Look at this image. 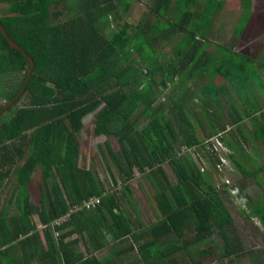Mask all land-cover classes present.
<instances>
[{"label":"trees","instance_id":"16d2710c","mask_svg":"<svg viewBox=\"0 0 264 264\" xmlns=\"http://www.w3.org/2000/svg\"><path fill=\"white\" fill-rule=\"evenodd\" d=\"M182 1L189 10L195 0ZM129 2L0 0L3 5L0 25L33 62L23 91L0 113V188L7 179L13 178L9 199L0 209V264H24L30 262L32 256H35L36 264H104L92 255L82 257L80 253L71 254L70 251L66 254L64 248L68 249L77 240L64 238L78 234L84 239L85 250H95L105 242L103 239L106 234L114 239L126 235L129 226L121 211L120 200L134 206L130 195H133V189L130 191L126 185L132 178L133 170L143 174L151 185V199L157 218L149 227V233L154 234L155 240L139 243V256L129 264H201L194 259L188 262L178 260V256L166 258L162 241L156 239L157 235L165 233L170 235L172 247L178 237L185 240V234L190 231L186 243L192 248L183 254L185 256L189 252L199 255L205 253L204 249L193 247L208 242L213 230L222 239L219 257H228L239 250L236 248L238 242H231L224 235V228L230 225L231 219L220 194L233 199L226 191V184L215 187L204 179L203 173L189 155L179 156L174 148L177 143L186 147L200 146L204 139L224 131L219 114L222 111L225 114L227 102H221L216 92L214 97L206 93L194 95L196 102L190 99L181 104L172 101L176 94L165 96L163 102L157 99L160 89H164L167 83L173 87L172 80L176 74L179 78L186 76V63L190 61L194 45L201 42V38L196 37L194 29L188 34L186 32L181 38L188 48L192 47L181 53L177 39L171 37L169 43L174 58L166 64L156 59L143 73L137 71L135 55L131 52L143 53L141 43L147 41V32L151 30L154 35L147 43L151 45L159 41L161 46L165 45V38L175 35L183 23L181 19L188 17L191 12L173 14L178 16V23H173L166 17L162 18L160 13L158 15L157 5L153 4L149 12L142 14L147 20V16L153 15V21L150 24L143 23V18L131 26L126 20ZM56 6L58 8L53 9ZM168 7L165 5L164 11ZM64 17L65 20L62 19ZM159 20L166 24L160 26ZM109 23L115 27L114 30ZM224 48L227 49L226 56L209 65L211 75L226 76L229 73L227 80L232 85L226 79L217 81L219 84L227 82L235 88L239 94V109L244 117H249L251 113L247 110L258 111L262 96L258 102L250 101L248 104L249 100L242 95L246 86L250 90L255 84L256 92L263 88L262 79L254 81V76H259L261 72L258 70L260 61ZM205 62L203 59L200 70L203 66V71H206ZM26 67V59L0 33V98L4 102L17 92ZM190 69L191 66H188ZM14 73L18 74V79L13 81L6 77ZM155 73H160L156 82L152 79ZM142 74L147 75L148 79H143ZM206 74H202L204 78H207ZM182 83L180 80L174 88ZM150 86L155 90L158 88V91L153 93ZM252 95L257 97L256 93ZM22 97L23 103L16 105ZM162 108H165L164 113ZM89 113L92 134L104 136L97 147H103L106 154L101 155V161L109 168L113 165L120 176V194L113 187L115 182L111 168L105 171L107 175L104 181L90 169L78 164L76 134L81 128L82 117ZM234 113L229 106L227 115L230 125L240 122V116ZM3 114L7 116L3 117ZM139 115L144 123L137 127ZM191 116L197 118L200 128L201 124L207 127L200 137L194 134L195 126L188 119ZM214 118L217 123L207 122L214 121ZM247 122L253 130L252 135L258 138L257 123L251 119ZM214 125L220 129L216 133ZM235 132L240 134V130L236 129ZM219 139L229 147L221 134ZM112 140L116 143L115 149L110 147ZM260 141H263L261 136ZM255 154L258 155L256 150ZM230 159L243 176L250 175L254 181L257 172L264 174L261 164L251 172L240 164L239 159ZM163 162L171 166L174 183L167 178L161 166ZM36 169L39 193L37 207L30 205L26 196V185L33 179L31 174ZM257 185L262 189V199L250 207L246 197L238 192L237 184L231 183L240 198L236 201L238 206L243 211L252 209L262 225L264 235V190L260 181ZM90 196L98 198L93 208H72ZM32 214L36 215L39 228L32 221ZM64 214H68L65 220L53 223V220ZM54 232L56 238L52 237ZM24 246L26 250L17 252L19 247Z\"/></svg>","mask_w":264,"mask_h":264},{"label":"rangeland","instance_id":"374dc122","mask_svg":"<svg viewBox=\"0 0 264 264\" xmlns=\"http://www.w3.org/2000/svg\"><path fill=\"white\" fill-rule=\"evenodd\" d=\"M123 1H130L128 3V7H127V14H126V19L128 20L129 24L131 26L136 25L140 19H145L142 20L143 23H146V17L142 16V12H140V10H142L143 6L146 9V12H149L148 9L153 5L156 4L157 5V14L161 15L162 18L165 19V17L167 19H169L170 21H172L173 23H178V16L176 15H172V17H170L171 15H167L164 12H175L174 14H179L180 12H176L179 9H182L185 7V5H183V1L182 0H164L166 3H164L163 0H123ZM165 5H169V7L167 8V11H164V6ZM118 6V5H116ZM3 5L0 3V12L2 9ZM52 8V6H51ZM58 8V6L53 7V9ZM121 8V6L119 7ZM64 16L66 17V15L64 14ZM62 18V19H66V18ZM199 17V16H198ZM198 17H193L194 19L198 20L199 23H202L201 20H199ZM153 21V15L151 16V22ZM197 21V22H198ZM150 22V23H151ZM206 22L205 18L203 20V23ZM149 23V24H150ZM110 28L112 30L115 29L114 26H112L111 23H109ZM159 24L160 26L165 25L166 23L161 22L159 20ZM207 25V23H206ZM239 28V27H238ZM193 28L191 27V24L189 22L184 21L183 23H181L180 26V30L178 32L174 34H171V36L165 38V43L172 41V38H176L178 43L177 46L179 49L182 50L181 53H185L186 51H188L190 48H188V44L182 40L181 37H183L184 34L189 33L190 30H192ZM239 29H244V27L240 25ZM148 34L146 35L147 37V41H149L148 39H150V37L153 34L152 30L147 32ZM220 35V34H219ZM221 42L222 40L219 39ZM147 41H145V43H141V47H142V52H136V51H131L132 55H135L134 59L136 61L135 65L137 67V71H141L143 73V71L146 68H149V66H152L154 61L157 60H162L163 64L168 60L167 57L168 53L164 52L165 51L162 46L160 45L161 42H157L154 44L149 45V43H147ZM209 40H204L201 44H195L194 45V51H193V55L190 57V61H188V64L185 67V73L186 75L189 76L190 82L187 81L188 83H190L191 85L188 86L187 91H178V87L177 88H171L170 85H168L166 88L164 89H160L159 93L160 96L157 97V99L159 101L163 102V99H165V96L169 97L168 91L171 92L172 95L176 94V98H172V101H177L180 102V104L182 102H187L190 101L191 96L192 95H197L200 96L201 93H206V94H210L211 97H214V93L218 92L220 94H222V96H224L225 98L223 99V101L227 102L226 103V113L228 114V107L230 106L232 110H234L235 115L237 114L238 116H240V122H236L233 125L230 126V124H228L225 115L223 113L219 114V117L226 123L227 128L225 127V130L221 132L222 137L224 138L226 143L231 144L232 149L234 150H229L230 153V158H232V160H236L240 161V164L242 166H244V168L248 167L249 171L251 170H255L254 167H256L258 164L263 165L264 167V159H262V161L260 162H254L252 160L249 159H254V156H258L255 154V150H257L259 147L262 149V152L264 150V139L262 141V143H260V133H261V129L260 127H262L264 129V87L262 89H260L258 92L255 91V84H252V89H248L246 86V89L244 90L245 92L243 93V97H247V100H249L247 103L249 104V102H254L259 100L260 98V109L256 112L254 111H250V109H248V113H251V115L249 117H244L242 115V111L241 109H238L236 106L239 105V100L237 99V96H239V94L235 91V88L233 87V89L231 90L229 85L226 84V89L223 87L222 84H218V82H216V80L220 79V81L222 82L224 79L227 80V78L230 76L229 73H227L226 76H221L220 74H218V76H213L212 74V70L210 68V63H215L218 59L225 57L227 49L224 47H220L218 45H215L213 42H208ZM219 42V41H218ZM207 43H212L211 46H206ZM220 43V42H219ZM206 46V47H205ZM204 50L206 51V53L204 52ZM241 54H244L243 52H240ZM145 55V56H142ZM251 58H257L258 56H250ZM260 57H262L260 55ZM176 58V57H175ZM203 59L206 60V66L207 69L206 71H203V66H201V69L199 68V66L202 64ZM222 60V59H221ZM230 61V59L228 60ZM258 61H260V65L258 66V70L261 71L258 75H255L254 77V81H260V79H262V82L264 80V57L259 58ZM225 63L227 64V62L225 61ZM188 66H191L192 69L188 70ZM201 72H206L207 74L205 75L207 78L202 77L203 75L201 74L199 75ZM142 78H147V75L142 74ZM202 77V78H198L201 79L200 85H202V87H198L196 84H192V82H194L193 77ZM7 78H11L13 81L18 79V74L14 73V74H7L6 75ZM158 77H160V73H155L152 76V79L154 82H156L158 80ZM184 78L186 76H183ZM188 79V80H189ZM196 79V80H198ZM258 79V80H257ZM181 79L177 76L174 77L172 82L175 85L176 83H179ZM193 80V81H192ZM150 81V80H149ZM152 81V80H151ZM184 81V80H183ZM228 81V80H227ZM229 84L232 85V83H230L228 81ZM218 85H221L222 88H218ZM125 88V87H124ZM150 89L152 90V92H156L158 91V88L155 90L154 87L150 86ZM183 93V94H182ZM253 93L257 94V97H253ZM182 94V95H181ZM24 101V97H22V99H20V101H18V103H16V105H20L21 103H23ZM170 101V100H169ZM3 100L0 98V104H2ZM153 105H155V102L153 103ZM140 106H138L137 109H139ZM254 107V105L252 106ZM262 107V109H261ZM164 109L162 108V111ZM94 111H92L91 113H93ZM91 113L87 114L86 116L82 117L81 119V128L79 129V132L76 134L77 135V140L79 141L80 146H82V150L85 149V155H82L81 157L78 158V164L83 166L84 168H88L90 169L93 173L97 174V176L100 178V180H104L105 175H107V173H105V171H107V169L111 168V174L112 177L114 179V186L116 189L115 191L118 192L120 194V190H121V181H120V176L116 170V168L112 165L110 166V168L108 167L107 164H105L103 161H101V155L106 156L104 148L101 147L100 149H97V147L99 146V143L103 140V135H101V137H95L94 135H90L89 131L87 132L88 135L84 134L82 132V128L86 127L88 129L91 128L90 123V115ZM136 113V111L134 112V114ZM3 117H6L7 115L3 114ZM244 117V118H243ZM142 117L139 115L137 117V127H140L143 123H144V119H141ZM188 118V117H187ZM190 119V117H189ZM248 119H251L254 123H257V127L258 129V138L254 137L253 134V130H251V126L249 125V123L247 122ZM204 123V122H203ZM242 123V124H241ZM247 123V124H246ZM248 125V126H247ZM194 126H198L197 123L194 124ZM240 130V134L239 136L236 135L235 130ZM249 130V131H248ZM202 131V129L200 130ZM232 133H234L236 135L237 138H235L234 135V142L232 140ZM94 136V137H93ZM242 142L240 143V146L242 147V144H246V142L249 143V147L251 148V153H249L248 155L243 151V149H241L238 146V142ZM181 145V143H177L175 148V153L179 156L182 155H189L190 158H192V160L195 162L196 167L198 170L201 171V173H203V177L204 179H207L209 182H211L215 187L219 186L221 184V181L224 178H227L229 180V182L231 183H235L237 184L238 188H239V193L243 196L246 197V200H248V202L251 204L250 207L255 206L259 200L262 199L261 195H262V189L259 188V186L257 185V182L260 181V183L263 185V190H264V174L261 172H257L255 181L253 180V177L250 175L247 176H243V174L237 169V167H235L234 163L231 161V159L227 156L228 158V162L229 165L232 167V171L230 173H228L226 175V177L221 178V173L219 171L216 170L215 167V162H216V158L213 154H211L210 152H207L206 149L204 148V145H200V146H194V150H192V147L187 148L186 150H184L183 152H181L179 150V146ZM226 146V145H225ZM110 147L112 149L116 148V143L112 140V143L110 144ZM227 147V146H226ZM244 148V146H243ZM102 151V152H101ZM198 156V158H197ZM240 156H242L240 158ZM24 157V155H23ZM196 158L199 161L198 163H196ZM248 158V159H247ZM109 163V161H107ZM20 163V161H19ZM18 163V164H19ZM161 166L163 167L167 178L170 180L171 183L175 182V176L174 173L171 169V166L167 163V162H163L161 164ZM201 166V167H200ZM264 170V168H263ZM251 171V172H253ZM263 175V176H262ZM31 177L33 178L32 180H30V184L28 185V189L26 188V192H27V200L28 203L32 206L37 207L38 206V190H37V185H36V181L38 179V170H34L31 174ZM262 178V179H261ZM12 181L13 178H9L7 179V181L3 184V187L0 188V209L2 207L5 206V204L7 203L8 198V194L9 191H11V186H12ZM127 186H131L133 188V197L131 198L132 201H134V208L135 206H137L138 202H143L144 198H148L150 190H152L150 188V184L147 181V178L143 175V174H139L137 173L135 170H133L132 173V178L126 182ZM30 186V188H29ZM106 188H108V186H105ZM139 190H141V193L139 192ZM233 194V193H232ZM130 195H132L130 193ZM220 198L223 201V204L226 207V210L228 211L229 217L231 219L230 221V225L226 226L224 228V235L231 241H235L238 242V248L239 250L237 251V253L230 255L228 257L225 258H221L219 257L220 252L222 251L221 249V242L222 239L220 237V235L217 233L216 230L212 231V235L210 236L208 242L204 243H199L197 245H195L193 247V249H204L206 252L205 253H201L199 254H194V252H189L190 254H188L187 256L185 255H180L177 257L178 260H184V262H188L189 260H197L199 263L201 264H264V235H263V228L261 223L259 222V219L256 215L253 214L252 209L249 210L247 208V211H243L240 209V207L238 206V203L236 202V200L234 199H230L229 197L227 198L224 194H220ZM121 201V205L122 203H125L127 206H123V212L125 213V215L127 216V218L130 220L131 219V225L133 226L134 223L137 220H140L142 222L146 221V218L141 214L139 217L138 216H132L134 214H132L134 211L131 207H133V205L125 200H120ZM140 207V206H139ZM145 212V211H144ZM145 214V213H144ZM33 217V222L36 224V227H39L38 221H36V217L34 214H32ZM147 218L150 219V216L147 214ZM152 218V216H151ZM185 234V233H184ZM190 235V231H188L185 236ZM77 249L79 250V252L81 254H83V252L86 254L85 250L83 249V245L81 244L80 240L78 239L77 242L74 244ZM190 248V246L184 247V249H188ZM108 248H103L98 249L96 252H94L93 254L96 256V258H100L101 255H104L106 253ZM30 260L36 261L35 256H32ZM27 264V263H26Z\"/></svg>","mask_w":264,"mask_h":264},{"label":"crops","instance_id":"0c3cea01","mask_svg":"<svg viewBox=\"0 0 264 264\" xmlns=\"http://www.w3.org/2000/svg\"><path fill=\"white\" fill-rule=\"evenodd\" d=\"M186 11L191 12V14L188 15V17H186V18L183 17L181 20L183 22H184V20L186 22H189L191 24V27L194 29V32H196V34H197L196 37L199 36L201 38L200 39L201 42H199L198 44H201L204 40H209L210 42H213L215 45L217 44L220 47H227L229 49L236 50L239 53L243 52L245 55H248V56H258L257 60L259 58L264 57V0H195L194 5H192L189 8V10H187V7H184L182 9L177 10L176 12H186ZM140 12H142L141 14H143V12L144 13L146 12V9L144 8V6H143L142 10H140ZM174 13L175 12H168L167 11L166 14L173 15ZM193 17H198L199 20L202 21V23H199V21L194 19ZM147 18H149V19L148 20L146 19V22L150 23L151 22V16L149 15V16H147ZM204 18H205L206 22L203 23ZM127 22H128V20H127ZM206 23H207V25H206ZM240 25H241V27L242 26L244 27L243 30L239 29ZM197 28H198V30H197ZM199 30H201V32H199ZM219 39H221L222 42ZM211 44L212 43H207L206 46H211ZM162 48L165 50V51H163L164 54H165V52H167L168 53L167 57L170 56L168 58V60L169 61L172 60L174 58V53L172 51L171 44L169 42H167L165 45H162ZM204 52L206 53L205 50H204ZM260 55L262 57H260ZM164 64H166V62ZM186 64H188V62ZM204 73L201 72L197 76H200L201 74H204ZM177 76H178V74L175 75V77H177ZM202 77H195L194 76L193 77L194 82H192V84H196L198 87H202V85H200L201 79H198V78H202ZM180 79L182 80L183 83L178 87V91H187L188 86L191 85L190 83L187 82V81L190 82L189 76L186 75L185 78L182 76V77H180ZM196 79H198V80H196ZM172 84H173V82H172ZM176 84H178V83H176ZM220 84H222L223 87L226 89V84H228V83L223 82ZM168 85L169 84L167 83L166 87ZM175 85L173 84V87H171V88H174ZM229 87L231 90L233 89L231 86H229ZM263 87H264V80H263ZM218 88H222V86L218 85ZM216 93L221 98L220 101L223 102V99L225 97L222 96V94H220L218 92H216ZM168 94H171V92L168 91ZM209 96H211V95L209 94ZM191 99L193 101H195L194 95L191 96ZM194 105H195V103H194ZM194 105H193V108H195V110H196L197 108ZM210 108L212 109V106H210ZM238 109H239V105H238ZM164 112H165V108L163 110V113ZM222 113H223V111H222ZM224 115L227 119L225 121H228L229 116L227 115L226 112ZM189 121L194 126V124L197 123L198 120H197V118L191 116ZM221 121L223 122L222 124L224 126V129H225V127L227 128L225 121H223L222 119H221ZM207 122H209L211 124H214L215 122L217 123L216 118H214V121L208 120ZM89 124L91 125V121ZM201 126H202V128H200L199 125L195 127L194 134L196 136H199V137L202 136L201 135L202 131L207 130V127H205V124H201ZM215 128H216V130L214 133H216L220 130V129H217L216 126H215ZM201 129H202V131H200ZM88 131L90 132L89 134L92 136L93 135L92 134V125H91L90 129H88L86 127L82 128V132L85 135L86 134L88 135V133H87ZM234 135L235 134L232 133L233 142H234ZM236 135L239 136V134H236ZM236 135H235V138H237ZM260 136L262 137V140H263L264 139V129L262 127H261ZM95 137L99 138V137H101V135H98ZM76 138H77V135H76ZM77 142H78V149H79L78 150V158H79L82 156L80 154L83 153V155H85V153H84L85 149L82 150V146H80L78 140H77ZM224 142H225V140H224ZM240 143H242V142L239 141L238 146L241 149H243V151L247 155L252 152L251 148L249 147L250 145L248 142H246V144L243 143L242 147L240 146ZM228 145H229V147H228L229 150H234V149H232L231 144L228 143ZM243 146H244V148H243ZM256 151L258 153V156H254L255 157L254 159H249V160H252L254 162H260V161H262V159H264V150L262 152V149L259 147ZM241 157L242 156H240V158ZM28 184H30V183H28ZM1 186L3 187V185H1ZM26 188L28 189V185H26ZM29 188H30V186H29ZM129 189L131 191L133 188L130 186ZM139 192L141 193V190H139ZM151 194H153V190H150L148 198H144L143 202H139L137 200V202H138L137 206H135V208H134V206L131 207L134 211L132 213L134 215H132V216L136 215L139 217L142 214L146 218V221H144V222L137 220L133 226L130 224L131 219L129 220L127 218V216L125 215V213L123 212L122 207L127 206V205L125 203H122L121 211L124 214V216L126 217V220H127L126 223H128L129 232L126 235H123L121 238H115V239L112 238L110 234H106L105 238L103 239L105 241L104 242L105 244L104 243L101 244V247H99L98 249H101V250L103 248H108V249L104 255H101L100 258H96V256L93 254L98 249L87 250L88 248H86V250H85L83 248L85 250L86 254L84 252H83V254H81L79 252V250L77 249V247L74 245L77 241L75 243H73L71 246H68L67 247L68 249L64 248L65 253L67 254L68 251H70L71 254L74 252H77V253H80L82 257L92 255L97 260H99L100 263L103 262L104 264L105 263H108V264H121V263L129 264L131 261H136V258L139 256L138 252H137V245L143 241H148V240L154 241L155 240L153 237L154 234L149 233L150 225L157 218L155 211L153 209L154 206H153V201L151 199V197H152ZM132 197H133V195H131V198ZM147 214L150 216V219L147 218ZM151 216H152V218H151ZM35 217H36V215H35ZM32 220H33V217H32ZM36 221H38L37 218H36ZM39 227H40V225H39ZM39 237H40L39 239L41 240V236H39ZM52 237L56 238L55 232L53 233ZM71 238H75L76 240L79 239L81 244L83 245L84 239L82 236H79L78 234L74 233V234H70V235L66 236L64 239L67 240V239H71ZM156 239L162 241V249L165 252L166 258H170L173 256L177 257L180 255H183V254H185V252L187 250L192 248V247H190L188 249H184V247L192 246V245L186 243V236H185V240L181 236L178 237L177 243L174 244L172 247H170V235L168 233L157 235ZM181 241L183 242V244H181ZM38 245L40 248V244H38ZM83 247H84V245H83ZM23 250H26L25 246L22 248L19 247V250H17V252L21 253V251H23ZM30 262H26V263L27 264L28 263L29 264H36L35 261H33V260H30ZM26 263H24V264H26Z\"/></svg>","mask_w":264,"mask_h":264},{"label":"built area","instance_id":"2783aa9c","mask_svg":"<svg viewBox=\"0 0 264 264\" xmlns=\"http://www.w3.org/2000/svg\"><path fill=\"white\" fill-rule=\"evenodd\" d=\"M220 134H221V132H218L215 135L204 139L202 141V145H204V148L206 149L207 152H210L211 154H213L215 156L216 162H215L214 168H216V170L221 173L220 177L224 178V177H226V175L228 173H230L232 171V167L229 165L228 158H227V156L229 154V150L222 143V141L219 139ZM187 148H190V147H186V146L182 145V146H180L179 150L181 152H183ZM192 150H194L193 147H192ZM197 158H198V156H197ZM197 158H196V163L199 162L197 160ZM221 183L226 184V191L229 194H231V196L233 197L234 200L237 201L240 199L237 196L238 193H237V190L235 189L236 187L231 186V182H229V180L227 178H224L221 181ZM216 187H218V186H216ZM97 203H98V198L96 196H90L87 199L81 200L79 205H74V206H72V208L77 209V210L81 209V208L90 209V208H93ZM67 216H68V214H64L63 216L58 217L57 220L55 221V223H58L59 221L66 219Z\"/></svg>","mask_w":264,"mask_h":264},{"label":"water","instance_id":"95a60500","mask_svg":"<svg viewBox=\"0 0 264 264\" xmlns=\"http://www.w3.org/2000/svg\"><path fill=\"white\" fill-rule=\"evenodd\" d=\"M0 33L2 34V36L7 40V42L14 48L16 49L18 52H20V54L26 59L27 61V67H26V71L24 73L22 82L20 84V87L18 88L17 92L7 101L3 102L0 106V113L3 112L7 107H9L16 99L17 97L21 94V92L23 91V88L25 86L26 80L31 72L32 66H33V62L31 57H29L13 40H11L8 35L5 33L3 27L0 25Z\"/></svg>","mask_w":264,"mask_h":264},{"label":"flooded vegetation","instance_id":"af4514ba","mask_svg":"<svg viewBox=\"0 0 264 264\" xmlns=\"http://www.w3.org/2000/svg\"><path fill=\"white\" fill-rule=\"evenodd\" d=\"M3 102H4V100H3ZM3 102H2V103H3ZM56 220H57V219L53 220V223H55ZM64 220H65V219H64ZM62 221H63V220H62ZM59 222H60V221H59Z\"/></svg>","mask_w":264,"mask_h":264},{"label":"clouds","instance_id":"9594fccd","mask_svg":"<svg viewBox=\"0 0 264 264\" xmlns=\"http://www.w3.org/2000/svg\"><path fill=\"white\" fill-rule=\"evenodd\" d=\"M238 192H239V190H238Z\"/></svg>","mask_w":264,"mask_h":264}]
</instances>
